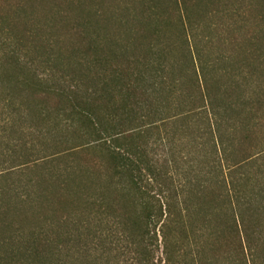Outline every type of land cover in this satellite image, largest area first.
I'll return each instance as SVG.
<instances>
[{
    "label": "trees",
    "instance_id": "obj_1",
    "mask_svg": "<svg viewBox=\"0 0 264 264\" xmlns=\"http://www.w3.org/2000/svg\"><path fill=\"white\" fill-rule=\"evenodd\" d=\"M131 1L108 16L125 40L86 18L59 68L16 29L23 3L0 17V264H264V146H247L264 129L260 60L210 55L239 8Z\"/></svg>",
    "mask_w": 264,
    "mask_h": 264
},
{
    "label": "rangeland",
    "instance_id": "obj_2",
    "mask_svg": "<svg viewBox=\"0 0 264 264\" xmlns=\"http://www.w3.org/2000/svg\"><path fill=\"white\" fill-rule=\"evenodd\" d=\"M126 1L127 0H77L75 5H69L66 0H55L54 2L57 3L59 8H61L66 15L76 19L77 23L75 24L77 25L75 28H72V25H70V23H66L64 20L57 23V25L53 27L54 23L50 20V11L36 3H30L28 0H0V17L15 16L16 5L19 2L23 3L25 9H28L26 10V13H30V20H25L20 17L17 18L16 29L23 30L28 26H32L35 32L41 34L40 39L32 38L34 40V44H39L38 59H40V61L44 60L43 63L47 69H49L54 63L59 68L61 65L58 62L67 61L64 56L68 53L67 50L72 48L70 47L71 44L82 46L80 42L83 41V37L80 33H76V29H78V31L81 30V26L85 22L86 18H88V21L90 22V31L91 33L93 31V38L104 37L114 39L116 37L118 38L123 36L120 38L121 40H125V29L122 28L123 30H121L119 28L114 15H112L114 18L110 19H108V16L113 13V9L120 8L124 3H126ZM129 4H131V6L137 5L136 2L131 0ZM224 4H230L233 7L239 8L241 15L238 17L237 23L228 22L223 15L222 18L219 17V15H215L213 17V21L216 23L220 22V25L221 22L223 24L228 22L230 24V28L234 30H230V28L226 25H221L220 37L222 40L223 38L226 39V41L220 43L219 41H216L215 50L211 51L210 55L211 57L232 56L235 66H242L246 55L251 54L258 57L260 63L256 61L254 65L255 67H252L257 70L256 72H253L252 69V77L256 81V84L264 86V0H250V3H247L244 0H224ZM30 5L34 6L31 7ZM220 6L221 4L218 5L217 3L214 5V7L218 8H220ZM224 7L225 6H223V8ZM96 10H99L100 12L103 11L105 14H108L107 20L97 21L96 17L92 16V13ZM1 20L2 18H0V22ZM217 31L218 30L210 31V34L219 35ZM47 38L49 42L45 41ZM229 39L238 43L237 51H230V46L227 43V40ZM31 42L32 41L29 40V46L32 45ZM30 48L31 47H28V51H26L28 53L27 58L32 59L37 51H30ZM248 48L254 51L250 52V49ZM230 53L231 55H229ZM59 54L61 55L58 56ZM77 54H79V51H76L74 56ZM262 145L264 146V129L255 131L251 138L247 141V146H250V149L258 148Z\"/></svg>",
    "mask_w": 264,
    "mask_h": 264
}]
</instances>
